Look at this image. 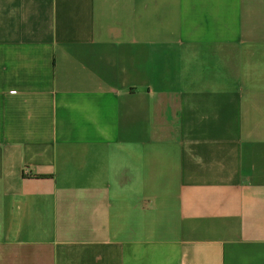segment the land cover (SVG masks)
I'll use <instances>...</instances> for the list:
<instances>
[{"label": "crops", "instance_id": "1", "mask_svg": "<svg viewBox=\"0 0 264 264\" xmlns=\"http://www.w3.org/2000/svg\"><path fill=\"white\" fill-rule=\"evenodd\" d=\"M203 140L218 146L192 148ZM260 140L264 0H0V264H264ZM111 152L139 171L134 191L81 199ZM70 184L72 241L58 231ZM177 212L235 222L232 237L161 239Z\"/></svg>", "mask_w": 264, "mask_h": 264}, {"label": "rangeland", "instance_id": "2", "mask_svg": "<svg viewBox=\"0 0 264 264\" xmlns=\"http://www.w3.org/2000/svg\"><path fill=\"white\" fill-rule=\"evenodd\" d=\"M197 129H199V126L196 127ZM263 142H255L256 144H259L257 147V149L259 150H264V140H260ZM236 143V142H235ZM180 144L179 143H175V148H177ZM140 191V187H138L135 191V193H138ZM213 192V187L211 184H207L204 185L201 188V194L203 197H210L212 195ZM112 191L108 192V195L103 198L102 200V205H105L107 203V201H110V196H111ZM129 196H131V194H128ZM114 196V195H113ZM132 207V204H130ZM111 206H112V211H117L118 207H120V203L114 201L111 199ZM52 210H53V205H48V220H47V239L51 238V232L53 230L52 227H54V219L52 220L50 217H52ZM117 216V215H114ZM176 223L173 225V228H171L170 230H168V235L165 234V232L162 233L163 237H160L163 240H167V241H172L174 240L177 245H189L192 243L199 245L201 239L206 238L205 236H201L200 233L201 232H208V228L213 226V227H218L220 229V234L218 235L221 239H230L232 237V232L233 229L235 228V222L232 221H221V222H217V224H209L208 222H205L204 224H200L199 222H195V223H190L189 221L185 220V218L183 217L182 214H179L177 212V219H176ZM208 220V219H207ZM110 222V227L115 230L118 229L119 226V220L113 219ZM17 224V221H16ZM128 230L127 233L130 234V231L132 230L131 227L133 228H140V230H142V221L137 219L135 216H133L132 220L128 222ZM135 230V229H134ZM6 239H8L6 236L0 237V246H3L5 243L4 241H6ZM10 241H12V238H9ZM119 239V238H118ZM139 239V238H137ZM57 253L52 252L51 250H49V252H47L46 254L44 253H37V258L38 259H43V260H48L50 259V257L55 256ZM43 256V258H42Z\"/></svg>", "mask_w": 264, "mask_h": 264}, {"label": "water", "instance_id": "3", "mask_svg": "<svg viewBox=\"0 0 264 264\" xmlns=\"http://www.w3.org/2000/svg\"><path fill=\"white\" fill-rule=\"evenodd\" d=\"M139 178L137 169L119 154L111 152L98 164L87 167L80 179L79 196L97 202L104 196L108 186L120 193H132Z\"/></svg>", "mask_w": 264, "mask_h": 264}, {"label": "flooded vegetation", "instance_id": "4", "mask_svg": "<svg viewBox=\"0 0 264 264\" xmlns=\"http://www.w3.org/2000/svg\"><path fill=\"white\" fill-rule=\"evenodd\" d=\"M209 129V127H208ZM218 146V143L217 142H210L207 140H203L200 144H192V148L193 149H197L199 148L200 150H202V152L204 153L206 150H211L212 147L214 146ZM205 149V151L203 150ZM60 192L63 191V194H59L60 197H65L67 198L66 199V203H64V205L62 206L63 207V213H64V216L63 215H60L59 217V227H58V231L60 233V236L64 239H67L69 241H72L73 240V237L77 238L76 235H74V231H73V228L74 226L76 225L75 227V230H77V226L79 224V230L82 229L83 227V217H80L79 219V222L78 224L74 223V220L72 219V216H71V208L73 207V201H71V197L74 196V194H77V191L75 189V185L73 184H70V186L66 187V188H63V189H60L59 190ZM76 191V192H75ZM64 199V198H62ZM79 214H82L83 215V212L80 211ZM73 221H72V220ZM86 238H84V236H79L78 237V240H80V243L83 242Z\"/></svg>", "mask_w": 264, "mask_h": 264}]
</instances>
